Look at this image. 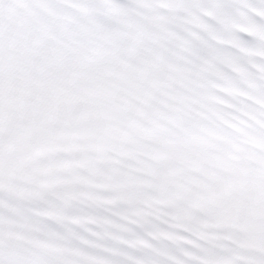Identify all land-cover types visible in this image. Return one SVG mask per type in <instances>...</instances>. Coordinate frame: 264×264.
Returning a JSON list of instances; mask_svg holds the SVG:
<instances>
[{
	"label": "snow or ice",
	"instance_id": "snow-or-ice-1",
	"mask_svg": "<svg viewBox=\"0 0 264 264\" xmlns=\"http://www.w3.org/2000/svg\"><path fill=\"white\" fill-rule=\"evenodd\" d=\"M0 264H264V0H0Z\"/></svg>",
	"mask_w": 264,
	"mask_h": 264
}]
</instances>
